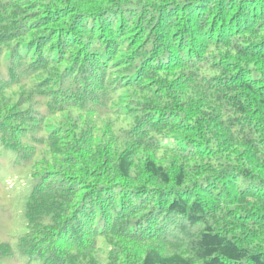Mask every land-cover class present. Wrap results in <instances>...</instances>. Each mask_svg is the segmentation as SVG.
<instances>
[{"label": "trees", "instance_id": "1", "mask_svg": "<svg viewBox=\"0 0 264 264\" xmlns=\"http://www.w3.org/2000/svg\"><path fill=\"white\" fill-rule=\"evenodd\" d=\"M0 264H264V0H0Z\"/></svg>", "mask_w": 264, "mask_h": 264}, {"label": "rangeland", "instance_id": "2", "mask_svg": "<svg viewBox=\"0 0 264 264\" xmlns=\"http://www.w3.org/2000/svg\"><path fill=\"white\" fill-rule=\"evenodd\" d=\"M11 174H4V178H7L8 179V182H11L14 186H18L19 182H20V179H21V175H14L11 179ZM15 192L13 193V197L10 198L9 194H7V192H5V195L6 197L4 198V203H5V206L7 208L8 207V211L10 212V217L12 218V224L9 225V226H5L6 229L8 228H14L13 229V232H12V238L11 240H14L15 237L17 236V238L23 233L24 231V227L23 226H20V223L19 221H17V224H16V219H17V216L19 215L16 211H15V207L18 206L22 199H23V196H24V191L20 190V189H17V188H14ZM24 204V202H23ZM5 208V210H6ZM9 222H10V219H9ZM8 222H4V224H7ZM16 224V225H15ZM16 238V239H17ZM9 242L12 243V241L9 240ZM16 241H13L12 244H15Z\"/></svg>", "mask_w": 264, "mask_h": 264}]
</instances>
